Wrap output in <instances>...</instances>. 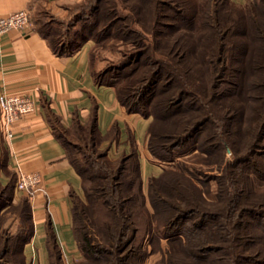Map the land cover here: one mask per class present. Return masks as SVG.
Instances as JSON below:
<instances>
[{"label":"trees","instance_id":"1","mask_svg":"<svg viewBox=\"0 0 264 264\" xmlns=\"http://www.w3.org/2000/svg\"><path fill=\"white\" fill-rule=\"evenodd\" d=\"M124 1L88 0L72 21H32L59 55L95 41V82L151 117L146 147L169 164L145 185L130 130L119 141L117 123L101 133L95 107L70 126L46 108L83 189L71 195L72 264H146L154 253L155 264H264V0ZM111 39V63L97 70L96 51ZM5 170L0 264H29L31 198L16 197L17 171ZM47 249L50 264H66L50 226Z\"/></svg>","mask_w":264,"mask_h":264},{"label":"crops","instance_id":"2","mask_svg":"<svg viewBox=\"0 0 264 264\" xmlns=\"http://www.w3.org/2000/svg\"><path fill=\"white\" fill-rule=\"evenodd\" d=\"M33 1L0 0V17L31 9ZM92 44L87 40L75 52L59 55L35 30L34 23L27 34L12 29L0 38V92L26 94L37 104L35 111L12 124L11 134L3 130L0 114V182L7 180L5 168L17 171V165L42 177L43 190L30 199L35 236L25 247L29 264H50L48 226L56 234L66 264L80 256L72 229L71 195L83 194L81 178L52 130L47 107L61 117L65 126H70L74 118L86 122L95 107L102 134L115 123L121 128L119 141L127 140L128 130L134 134L145 185L149 176L161 169L153 163L146 147L151 117L128 112L118 101L114 87L95 82L89 61ZM23 194L16 191L17 198Z\"/></svg>","mask_w":264,"mask_h":264},{"label":"built area","instance_id":"3","mask_svg":"<svg viewBox=\"0 0 264 264\" xmlns=\"http://www.w3.org/2000/svg\"><path fill=\"white\" fill-rule=\"evenodd\" d=\"M31 24V12L29 9H22L0 17V38L12 29L27 34ZM36 106V101L29 95L1 91L0 114L3 130L11 134L12 124L35 111ZM17 173L16 191L26 193L30 198H33L38 191L43 190L42 177L39 173L28 172L18 165Z\"/></svg>","mask_w":264,"mask_h":264},{"label":"rangeland","instance_id":"4","mask_svg":"<svg viewBox=\"0 0 264 264\" xmlns=\"http://www.w3.org/2000/svg\"><path fill=\"white\" fill-rule=\"evenodd\" d=\"M88 0H34L32 3V7L30 10L31 12V21L36 19H42L43 21H48L52 19L60 20V21H72L76 17L82 15L80 12V8L83 6L84 3H87ZM110 3V2H109ZM124 7H127L129 4L128 0L124 1ZM114 4V3H113ZM112 6V4H111ZM116 6V5H115ZM123 7V6H122ZM123 7V16L128 14L126 8ZM121 8V6L119 7ZM33 24V22H32ZM95 44L93 39H89ZM110 43L107 46L102 47V52L96 51L97 53H101L100 57L97 59V70L105 69V67L110 64L112 60V39L108 41ZM92 44V45H93ZM102 46V45H101ZM100 46V47H101ZM97 46V48H100ZM112 76V73L110 74ZM121 146L118 148L121 153ZM119 153L114 152V155H118ZM153 163L161 165V169H159V173L162 169L166 166H169L166 162H161L158 160H153ZM157 173V174H159ZM210 173L217 174L219 173L218 170H212ZM18 174V173H17ZM156 174V175H157ZM212 185L215 186V182H212ZM165 243V241H164ZM161 257L160 253H154L150 255L146 261V264H155V262Z\"/></svg>","mask_w":264,"mask_h":264},{"label":"water","instance_id":"5","mask_svg":"<svg viewBox=\"0 0 264 264\" xmlns=\"http://www.w3.org/2000/svg\"><path fill=\"white\" fill-rule=\"evenodd\" d=\"M229 152H230V150H229Z\"/></svg>","mask_w":264,"mask_h":264}]
</instances>
